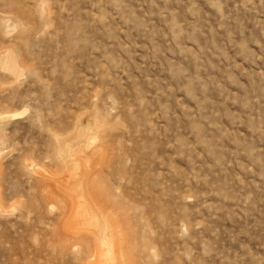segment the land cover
<instances>
[{
    "label": "rangeland",
    "instance_id": "rangeland-1",
    "mask_svg": "<svg viewBox=\"0 0 264 264\" xmlns=\"http://www.w3.org/2000/svg\"><path fill=\"white\" fill-rule=\"evenodd\" d=\"M8 49L0 264H264V0H0Z\"/></svg>",
    "mask_w": 264,
    "mask_h": 264
},
{
    "label": "bare ground",
    "instance_id": "bare-ground-1",
    "mask_svg": "<svg viewBox=\"0 0 264 264\" xmlns=\"http://www.w3.org/2000/svg\"><path fill=\"white\" fill-rule=\"evenodd\" d=\"M0 68L1 69H4V70H7L9 72H11L12 74L14 75H17L20 71V67L18 65V63L16 62L15 60V57L14 55H12V53L10 52V50H4L2 53H0ZM99 120V118L97 119ZM94 122H96V120H94ZM97 126V125H96ZM101 126V125H100ZM97 128V127H96ZM98 135V134H97ZM59 144V143H58ZM67 148V147H66ZM68 149V148H67ZM57 151H58V155L59 156H62L61 153L59 152L58 148H57ZM70 152V151H68ZM56 154V155H57ZM69 154V153H67ZM58 157V156H57ZM63 157V156H62ZM61 157V158H62ZM58 159V158H57ZM106 207H101L100 205H96L95 207V214L90 218H87L84 220L87 222H89V225L91 226V230H90V238L92 239V241L95 243V244H98V246H100V249L102 248H107V247H110L111 244H110V241L107 239V236H108V232L111 230H113V225L111 223H109L108 218H105L104 217V214H108V208ZM84 209V208H83ZM107 211V212H106ZM110 212H112L111 210H109ZM94 213V212H93ZM113 214V213H112ZM108 216V215H107ZM109 216H111L109 214ZM111 221V220H110ZM116 223V222H115ZM116 225V224H115ZM117 227V226H115ZM115 229V228H114ZM117 229V228H116ZM84 232V231H83ZM109 232V233H110ZM87 233V232H86ZM85 233V234H86ZM88 235V234H86ZM111 236V235H110ZM114 237L112 236V238H109L110 240H114L113 239ZM116 240V239H115ZM112 242V241H111ZM97 246V245H96ZM102 247V248H101ZM99 248V247H98ZM103 250V249H102ZM106 250V249H105ZM101 251V250H100ZM116 251V250H115ZM103 253V251H101ZM117 252V251H116ZM100 253V252H98ZM117 254V253H115ZM104 255V254H103ZM108 255H110V258H113V255H114V251L111 249L108 253ZM102 256V255H101ZM105 256L107 257V254H105ZM118 257V255H117ZM121 259H124L121 255ZM104 258V256H103ZM108 258V257H107ZM116 258V257H115ZM118 259V258H117ZM110 261V259H108ZM105 261V260H104ZM113 261V260H112ZM120 261V260H118ZM123 261V260H121ZM118 263V262H117Z\"/></svg>",
    "mask_w": 264,
    "mask_h": 264
}]
</instances>
